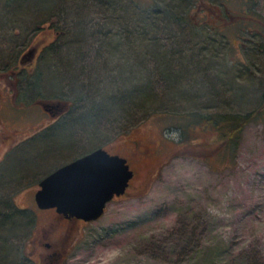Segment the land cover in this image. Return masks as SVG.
<instances>
[{
	"label": "rangeland",
	"instance_id": "374dc122",
	"mask_svg": "<svg viewBox=\"0 0 264 264\" xmlns=\"http://www.w3.org/2000/svg\"><path fill=\"white\" fill-rule=\"evenodd\" d=\"M147 82L160 99L127 122ZM263 98L264 0H0V212L28 208L0 264H264ZM250 110L234 147L184 134ZM96 146L127 157L125 192L91 221L38 207V181Z\"/></svg>",
	"mask_w": 264,
	"mask_h": 264
},
{
	"label": "water",
	"instance_id": "95a60500",
	"mask_svg": "<svg viewBox=\"0 0 264 264\" xmlns=\"http://www.w3.org/2000/svg\"><path fill=\"white\" fill-rule=\"evenodd\" d=\"M36 48L31 46L21 60H31ZM50 106L42 102L43 109L50 110ZM133 175L126 156L96 146L44 175L34 199L40 208L54 207L67 218L91 221L104 214L114 195L125 192Z\"/></svg>",
	"mask_w": 264,
	"mask_h": 264
},
{
	"label": "trees",
	"instance_id": "16d2710c",
	"mask_svg": "<svg viewBox=\"0 0 264 264\" xmlns=\"http://www.w3.org/2000/svg\"><path fill=\"white\" fill-rule=\"evenodd\" d=\"M164 13H163V15L162 14H160V15L158 14V16L156 15V19H158V20L164 19L165 18ZM142 15H143L142 19L145 20V14H142ZM154 17L155 16L152 17V20L154 19ZM149 26H151V25H149ZM154 28H155V26L151 29L153 30ZM143 35L144 34H142V35L140 34V36H139L141 40L145 39L147 37V36L143 37ZM150 38H153V37L152 36L147 37V39H150ZM145 45L147 46L146 42H145ZM139 57L141 58L140 55L137 58H139ZM157 60H159V59L157 58ZM139 61L141 64L142 61L140 59H139ZM157 64H158V62L155 61L156 67L158 66ZM157 77L159 78V80H164V79H162V78H164L163 75H161L160 73H158ZM150 79H151V77H150ZM171 85H172L171 83L168 84L169 87ZM149 86H150V84H148V82L145 83L144 85L141 83H139V85H137V90L135 91V93L138 94L140 100H134V102H131L132 103L131 105H133V107H135V106L137 107V108L135 107L136 108L135 111H133V112L127 111L126 113H125V111L123 112L124 116L127 117V122H129L131 120H133V122H134V120L138 119V113L141 111L142 112L140 113V115L143 118H145L147 115H149L153 112V106H154L156 100L160 99V98L158 97L156 99L154 98V100L152 99L153 96L151 93V87H149ZM123 93L128 94L129 92L126 90ZM162 100H163V98H162ZM119 101L120 100H118V102ZM263 104H264V102L260 103L256 109H258ZM107 106H109V104ZM257 112H258L257 110H250L244 114L241 112H224V113L213 112V113H208V114L202 113L200 115L201 118L197 119L196 121H194V122L186 121V123H185L186 127L183 128L185 130L184 134H185L186 138L190 137L189 134H191L190 131L193 128V127H191L192 123L193 124L194 123L199 124L201 126L203 125L206 128L212 129L214 131V136H216V139H218V142H220L223 145H228V146L234 147V145L237 143V139L240 136L239 133L242 130L243 126L250 119L256 118L257 114H258ZM123 113H121V114L123 115ZM131 116H133V117L130 118ZM189 127H191V130L189 129ZM2 187H4V185ZM0 201H1L0 205L8 203L7 199L5 200V198L3 199V197H0ZM7 206H9V205H7ZM27 210H28L27 207L24 208V207H17L16 206V207L12 208L10 210V212H7V211L6 212L4 211L3 213L0 212V229H1V231L4 232V230L7 229L6 225L8 224V222L11 223V227H8L10 230H13V229L15 230V228H17L18 226L20 227L21 223L15 222L14 224H12L13 219L15 216H19L21 219L25 218L27 215ZM9 229H7L8 230L7 232L10 231Z\"/></svg>",
	"mask_w": 264,
	"mask_h": 264
},
{
	"label": "flooded vegetation",
	"instance_id": "af4514ba",
	"mask_svg": "<svg viewBox=\"0 0 264 264\" xmlns=\"http://www.w3.org/2000/svg\"><path fill=\"white\" fill-rule=\"evenodd\" d=\"M243 10H245L242 14V16L243 17H246L247 15H249V17L251 18V19H253V21H256V20H258V16L254 13H252V11L249 9V7H247V6H245L244 8H243ZM248 11V14H246V12ZM218 15V14H217ZM241 16V17H242ZM250 28H254V27H250ZM42 105V104H41ZM51 105H53V106H50V110H47V112H49L50 114H54L55 113V111L53 110V108L55 109V107H56V105L55 104H51ZM46 110V109H45ZM130 164V163H129ZM131 167V166H130ZM132 170H133V172H134V169L132 168ZM135 173V172H134ZM130 180H131V178L129 179V182H130ZM123 194V193H122ZM121 195V194H120ZM120 195H114V197H113V199L116 197V196H120ZM48 208H52V209H54L55 210V208L54 207H48ZM47 208V209H48ZM58 213V212H57ZM59 214V213H58ZM61 214V213H60ZM59 214V215H60ZM61 215H63V214H61ZM64 216V215H63ZM65 217V216H64ZM66 219H69V220H71V219H75V220H82V219H80V218H76V217H71V218H67V217H65ZM84 220V219H83ZM43 245H45V246H47V247H52V244H50L49 242H47V241H45V242H43L42 243ZM54 248H52L51 250H49V251H45V253H44V256H46V257H50V256H52V255H54V254H56V251L55 250H53Z\"/></svg>",
	"mask_w": 264,
	"mask_h": 264
}]
</instances>
